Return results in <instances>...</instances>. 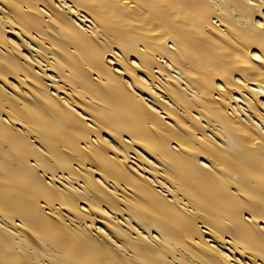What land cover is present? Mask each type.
<instances>
[{
  "label": "bare ground",
  "instance_id": "obj_1",
  "mask_svg": "<svg viewBox=\"0 0 264 264\" xmlns=\"http://www.w3.org/2000/svg\"><path fill=\"white\" fill-rule=\"evenodd\" d=\"M0 264H264V0H0Z\"/></svg>",
  "mask_w": 264,
  "mask_h": 264
}]
</instances>
